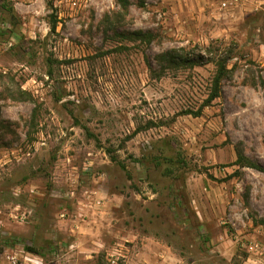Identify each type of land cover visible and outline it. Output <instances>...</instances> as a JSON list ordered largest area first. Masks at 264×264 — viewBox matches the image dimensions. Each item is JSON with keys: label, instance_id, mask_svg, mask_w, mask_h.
I'll use <instances>...</instances> for the list:
<instances>
[{"label": "rangeland", "instance_id": "374dc122", "mask_svg": "<svg viewBox=\"0 0 264 264\" xmlns=\"http://www.w3.org/2000/svg\"><path fill=\"white\" fill-rule=\"evenodd\" d=\"M124 1L0 0V264H264V12Z\"/></svg>", "mask_w": 264, "mask_h": 264}, {"label": "crops", "instance_id": "0c3cea01", "mask_svg": "<svg viewBox=\"0 0 264 264\" xmlns=\"http://www.w3.org/2000/svg\"><path fill=\"white\" fill-rule=\"evenodd\" d=\"M204 2L208 4L214 3L212 0H204ZM237 10H239L240 13H243L246 16H255V14L259 10H262L264 12V0H242ZM235 15L236 14H234L233 12L230 13L227 19L230 20L234 17H237ZM132 238H136L135 235H133ZM148 249V244L143 242L141 239L140 241H131V245L126 247L125 251L120 247L114 246L112 247L113 256L111 261L113 263H116L119 258H123L126 264H146L148 261ZM82 252L85 253L84 250ZM88 252H90V255L93 256L98 251L88 250Z\"/></svg>", "mask_w": 264, "mask_h": 264}, {"label": "trees", "instance_id": "16d2710c", "mask_svg": "<svg viewBox=\"0 0 264 264\" xmlns=\"http://www.w3.org/2000/svg\"><path fill=\"white\" fill-rule=\"evenodd\" d=\"M122 2L125 3L124 0H122ZM127 4V3H126ZM131 36L137 41V42H148L150 43L153 36L150 34H145V33H141V32H137V33H133L131 34ZM165 62L169 63L171 66L173 65H177V66H196L197 65V61L194 60H189L186 58H182V57H178V58H174L173 56H169V54L161 57ZM226 62L227 60H221L218 62L217 64V71L216 74L213 78L212 84H211V90H210V94L205 102V105H203L204 107H208L210 106V104L215 101L216 99H218L220 97V93H221V82L222 80L229 78L230 76H232L233 74V69H228L226 66ZM187 114H191V113H187ZM195 115H199V113H195ZM238 160H241L242 162L245 160L239 156ZM246 164V162L244 163ZM248 167L250 168H257L255 165L253 164H249L247 163Z\"/></svg>", "mask_w": 264, "mask_h": 264}, {"label": "built area", "instance_id": "2783aa9c", "mask_svg": "<svg viewBox=\"0 0 264 264\" xmlns=\"http://www.w3.org/2000/svg\"><path fill=\"white\" fill-rule=\"evenodd\" d=\"M241 2L242 0H219L217 9L220 13H232L234 10L238 9ZM15 210L16 212L12 214V218L17 223L23 224L30 221L31 215L28 211L21 210L19 207ZM244 248L246 252L252 256L264 257V241H262L258 235L251 236V238L246 241ZM39 260L40 259L33 254H28L24 258L25 264H41V260ZM13 263H15V261H13Z\"/></svg>", "mask_w": 264, "mask_h": 264}]
</instances>
